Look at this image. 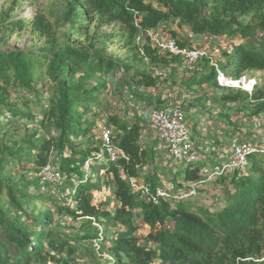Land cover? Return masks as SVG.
I'll return each instance as SVG.
<instances>
[{"label": "trees", "instance_id": "1", "mask_svg": "<svg viewBox=\"0 0 264 264\" xmlns=\"http://www.w3.org/2000/svg\"><path fill=\"white\" fill-rule=\"evenodd\" d=\"M18 1L0 12V264H72L88 242L99 264H264V153L249 156L248 168L213 179L223 191L213 207L194 198L153 202L129 183L166 188L154 151L142 142L143 122L118 116L100 99L109 74L122 73L130 98L142 102V90L167 81L156 70L179 58L152 44L146 32L158 29L181 47H191L178 37L182 30L232 41L220 52V71L232 80L264 71V0H51L31 18L14 14ZM26 32L30 44L6 49L11 35ZM117 44L127 49L125 59L109 51ZM202 62L211 70L199 83L222 88L214 67ZM240 91L220 99L247 101L255 107L251 117L264 113V89ZM101 120L127 161L111 163L101 154L93 133ZM47 165L61 184L40 176ZM183 179L186 187L178 181L173 194L200 182L201 168L188 165ZM103 186L113 187L112 209L95 203L93 192ZM67 218L84 222L73 227Z\"/></svg>", "mask_w": 264, "mask_h": 264}, {"label": "built area", "instance_id": "2", "mask_svg": "<svg viewBox=\"0 0 264 264\" xmlns=\"http://www.w3.org/2000/svg\"><path fill=\"white\" fill-rule=\"evenodd\" d=\"M146 34L161 53L169 57L179 58L183 68L188 72H194L200 61L208 60L210 65L214 67L217 73L218 85L222 88H238L251 94L257 85L255 80H247L245 77L240 80H232L225 77L220 71L217 59L214 58L208 47H181L175 39L165 37L158 31H147ZM140 42L141 39L137 38V43ZM160 73H162L161 75L164 78L165 74L163 72ZM262 114L248 118V124L254 127L262 126V129H264V113ZM148 122L159 141L165 145L166 151L173 161H184L190 165L196 161L203 160L205 157V145L191 136L186 125V114L180 105L170 108L152 109L148 114ZM111 133V130L105 124L99 125V139L103 145L101 154L111 163H118L122 160L127 161L128 158L124 151L113 142ZM258 153H264V137L258 145L234 140L229 145V154L226 161H223L215 169L204 165L201 168L202 180L198 183L188 184L186 190L175 194L171 190L168 191L166 188L161 187L151 192L148 185L138 183L133 179H130L129 183L135 192L140 193L142 197L151 199L153 202H157L162 198H173L176 201L192 199L199 195L198 189L201 185L222 174L225 175L242 169L246 165L248 157ZM88 162L85 164V169L88 168ZM40 176L46 182L54 185L61 184L60 174L54 171L50 165L45 166L41 170ZM65 204L70 209L74 208V203L70 198L65 197Z\"/></svg>", "mask_w": 264, "mask_h": 264}, {"label": "rangeland", "instance_id": "3", "mask_svg": "<svg viewBox=\"0 0 264 264\" xmlns=\"http://www.w3.org/2000/svg\"><path fill=\"white\" fill-rule=\"evenodd\" d=\"M12 1L13 0H0V12H1V10H7L12 5ZM50 4H51V0H38L35 5H33L29 0H19L15 6L14 14L22 12L21 13L22 17L31 18V16L33 15V13L36 10H43L44 8L46 9ZM208 41H210V39H208ZM208 41H207V44L206 45L203 44V46L210 48V52L212 53L214 58L217 59L218 66L221 67L222 62H224V59H223V56L221 55L220 52H222L221 51L222 49H224V50L226 49L229 51L230 50L229 45L232 44V41L229 42V45L227 43H224V42L219 41V40L216 41L215 39L210 41V43H208ZM31 42H32V40L29 37V34L27 32L25 34L22 33L19 36L11 35L9 37L7 44H6V49L10 50V49H15V48L25 47L28 44H30ZM236 42H238V41L235 40L234 43H236ZM109 51L111 53H114L117 57L122 58V59H125L129 55L127 49L122 48V46L120 44H117L116 46L110 47ZM220 69L222 70V67ZM210 70L211 69H209V68L205 69L202 76L196 75L194 77V79L189 78L187 81L183 82V84L188 89H190V90L193 89V91L195 93H197L196 91H205V89H207V87L210 86V89H212L213 92H215L214 97H216V98L219 97V94L220 95L221 94H227L229 92L235 93V92L240 91V90H241L240 95L241 96L245 95L244 94L245 91L242 89H238V88H224V89L215 88L211 83L212 81L207 82L206 86L204 87V84L199 83V81L202 80L207 75H209ZM160 74H162V73H160ZM161 77L163 78L162 75H161ZM244 77L247 80H255L257 83L256 86L264 89V71L247 72L244 75ZM105 78H106V81L108 84V88H107L105 95L100 98L102 101V106L104 107L107 103L111 104L113 112H115L118 116L123 117V118L124 117L125 118H127V117L132 118L134 116L133 112H135V111H133L132 107H130V105H129V103H131L133 100L132 98H130V95H129V92L130 93L132 92L131 84L128 82L127 85H125L124 77H123L122 73L109 74ZM168 79H169V77H168ZM168 79H166V80H168ZM145 90L146 89H144L142 91H145ZM147 99L150 100L149 97L148 98L143 97V99H141V100L144 101ZM153 105L158 109H161L164 107L161 104L157 103L156 101L154 102ZM239 107H241L245 111H241L242 109H240ZM236 108L240 109V111L236 110L234 112L237 114V116H239L237 119L241 122L240 124L243 126V128L245 130L243 131L242 127H241V129H240V127H238L237 131H233V134H231V135L233 137H235V134L238 132L239 133H245L244 138L247 139L246 140L247 142L249 141L251 144L258 145L260 143V140H262V138L264 137V129H262V126H258V127L251 126L247 122L248 118L251 117V115L249 113L252 110H254L255 107L250 106L247 101H244V102L239 101L238 104L236 105ZM206 110L208 112L204 111L206 114H204V115L202 114L203 116L200 118V121L197 124V131H199V129L201 128L202 125H204L206 123H210L211 121H212L211 123H216L215 121L223 120L227 123H230L229 117L227 114H226L225 118L224 117H218V116L215 117V115L221 110L218 105H216L215 108L214 107L211 109L206 108ZM210 110H212V111H210ZM31 112H35V110L31 109ZM207 115L209 118L207 117ZM103 118H104V114H103ZM239 121H238V123H239ZM191 123L192 124L195 123V120H193L191 118V116H186L187 127ZM100 124H104L102 122V120L98 122L97 128L95 130H93V133L96 134L97 138L99 137V125ZM231 124L233 126L236 125L233 122H231ZM188 129H189V127H188ZM189 131H190V129H189ZM193 131H194V129L192 131H190L192 137H193V135H192ZM194 139L198 140L197 136H195ZM224 153H226V152H224ZM209 160H210V157H209ZM248 164L249 163L247 162L246 168L249 167ZM166 165H167V168H160V172H161L160 176H162L161 180L163 179L166 189L169 191L171 189V187H173V184L177 183L178 181H181L182 187L184 189L186 187L185 181L183 179L184 178V170L186 169L188 164H186L184 161L174 162L172 160L171 161L167 160ZM192 165L198 166L199 168H202L204 165L207 167L213 168V164H211L210 162L206 163L203 160L196 161ZM220 165L221 164H217L218 167ZM213 179H215V178H213ZM213 179L208 181L207 183L203 184L202 187L200 186L201 189L200 188L198 189L199 195L197 197H195L193 200V203L195 205L204 204L207 206H209V205L212 207L214 206L213 202L215 201L216 196L220 193H223V191L219 185H217V184L214 185ZM51 191H56V190L52 188ZM93 194L96 198L95 203L96 202L98 203L99 201H101L103 204H107V207L109 209H112L114 207V205H113L114 202L112 201L113 187L103 186L99 191L93 192ZM221 196H222V194H221ZM190 200H192V199H190ZM220 203H221V197H219V199L216 201L215 204L219 205ZM67 219L70 222V225L73 227H78L79 225H81L82 222H84V221L73 222L69 218H67ZM136 221H138V220H136ZM142 229H143V231L141 232V234L139 233L140 236L143 235L146 232V230H148L145 226H143ZM65 232L68 236L73 233V231L70 229L65 230ZM86 248L89 250V252L85 250ZM79 251L80 252H78L73 257L74 262L72 264H99V257H96V258L92 257L93 255L90 253L91 248H90L89 242L84 243V244L82 243ZM105 258H106V255H103V259H105Z\"/></svg>", "mask_w": 264, "mask_h": 264}, {"label": "crops", "instance_id": "4", "mask_svg": "<svg viewBox=\"0 0 264 264\" xmlns=\"http://www.w3.org/2000/svg\"><path fill=\"white\" fill-rule=\"evenodd\" d=\"M157 31L165 37L171 38V36L165 31L160 29ZM178 37L182 41L184 38H188L186 44L191 47H201L203 44H207L208 39H210V41L213 40H211V38L208 36L197 37L190 35L188 34L187 30L180 31L178 33ZM210 41H208V43H210ZM200 63L202 62L200 61L197 64V69L194 72L186 71L183 68L180 60L177 63L171 64L169 67H162L158 70L155 69L157 72H163L165 74L164 79H168V77L169 79L165 83H161L156 89L145 90L146 92L143 91L144 95L147 98L149 97L150 100L147 99V101L142 102L139 99L134 98L132 102L129 103L130 107H132L133 111L135 112H133L134 116L128 119H133L136 117L138 119L140 118V120L143 122L142 142L147 148H150L154 151L156 166L158 167L159 174H161L160 168H167L166 161H171L172 159L168 155L165 145L159 141L154 130L148 122V114L152 109L156 108L153 105L155 101L164 106L163 108H170L175 105H180L186 116H191V118L195 120V123H191L188 127L190 131L194 129L192 132L193 137L195 138V136H197V139L205 145L206 154L203 158V161L213 164L212 169L217 168V164H221L223 161L228 159L229 145L232 141L236 140L247 142V139L244 138L245 133L238 132L235 134V137L231 135L233 134V131H237L238 127H240V129L242 127L243 131L245 130L240 124L241 122L237 119L239 116H237V114L234 112L236 110L240 111L241 107L238 109L236 108L237 104L233 105L222 102L220 99V94L219 97H214L215 92L210 89V86H208L205 91H196L197 93H195L193 89L190 90L183 84V82L187 81L189 78L194 79L196 75H203L205 69L201 67ZM197 70L198 72L196 73ZM205 86L206 84H204V87ZM147 102H150V104ZM216 105H218L221 110L215 115V117L218 116L225 118L227 114L230 123H227L223 120L215 121L216 123H211V121L210 123L202 125L199 131H197V124L200 121V118L206 114L204 111L208 112L206 108H215ZM260 115H262V113ZM231 122L236 125L233 126Z\"/></svg>", "mask_w": 264, "mask_h": 264}, {"label": "bare ground", "instance_id": "5", "mask_svg": "<svg viewBox=\"0 0 264 264\" xmlns=\"http://www.w3.org/2000/svg\"><path fill=\"white\" fill-rule=\"evenodd\" d=\"M247 87V86H246Z\"/></svg>", "mask_w": 264, "mask_h": 264}]
</instances>
